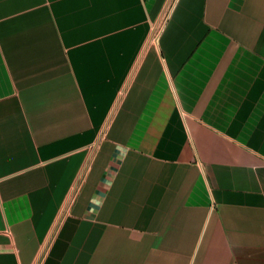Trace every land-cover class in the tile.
Here are the masks:
<instances>
[{
    "label": "crops",
    "instance_id": "crops-1",
    "mask_svg": "<svg viewBox=\"0 0 264 264\" xmlns=\"http://www.w3.org/2000/svg\"><path fill=\"white\" fill-rule=\"evenodd\" d=\"M0 264H264V0H0Z\"/></svg>",
    "mask_w": 264,
    "mask_h": 264
}]
</instances>
